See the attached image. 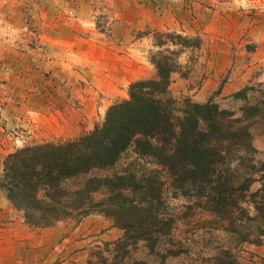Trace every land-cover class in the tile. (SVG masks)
<instances>
[{
	"label": "rangeland",
	"instance_id": "1",
	"mask_svg": "<svg viewBox=\"0 0 264 264\" xmlns=\"http://www.w3.org/2000/svg\"><path fill=\"white\" fill-rule=\"evenodd\" d=\"M156 32L180 35L188 46L160 48ZM167 47L180 67L170 76L174 99L212 101L235 117L248 105L264 112V0H0V172L17 149L92 130L132 82L157 77L150 57ZM250 134L254 151L240 150L242 161L227 158L224 167L236 183L251 179L240 205L252 219L222 224L166 187L164 204L176 218L159 254L171 242L188 255L165 259L139 242L132 259L202 264L225 250L239 264H264V122L255 120ZM122 234L100 213L30 227L0 188V264H88L95 246Z\"/></svg>",
	"mask_w": 264,
	"mask_h": 264
},
{
	"label": "trees",
	"instance_id": "2",
	"mask_svg": "<svg viewBox=\"0 0 264 264\" xmlns=\"http://www.w3.org/2000/svg\"><path fill=\"white\" fill-rule=\"evenodd\" d=\"M153 38L160 48L167 42L188 46L177 34L156 32ZM150 61L157 77L132 82L128 97L109 106L92 130L74 139L24 146L2 165L0 188L28 226L79 223L100 213L123 231L116 241L95 246L88 264H147L132 259L139 242L165 259L188 255L187 248L171 242L159 254L176 218L164 204L166 187L195 198L196 206L222 224L252 219L240 205L251 179L236 183L224 165L234 156L241 162L240 150L254 151L250 127L255 120L264 122V112L248 105L235 117L212 101H177L169 92L171 73L180 68L176 52L160 49ZM130 153L135 158L128 161ZM255 209L260 211L259 205ZM228 226L221 227L228 231ZM200 262L239 264L225 250Z\"/></svg>",
	"mask_w": 264,
	"mask_h": 264
}]
</instances>
